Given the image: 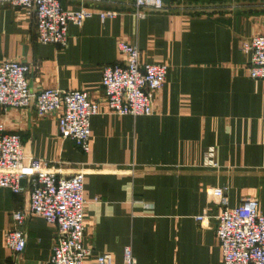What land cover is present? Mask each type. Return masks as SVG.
I'll use <instances>...</instances> for the list:
<instances>
[{"label": "crops", "instance_id": "0c3cea01", "mask_svg": "<svg viewBox=\"0 0 264 264\" xmlns=\"http://www.w3.org/2000/svg\"><path fill=\"white\" fill-rule=\"evenodd\" d=\"M163 1L169 13L144 18L134 0L88 5L94 16L82 28L69 26L64 48L40 44L27 11L0 7V58L30 66L33 92L81 90L100 105L88 153L60 137L57 113L0 108V123L21 136L27 155L54 162L61 176L84 173L85 243L95 255L123 264L130 246L137 264H223L211 191L227 188L230 208L255 198L264 215V81L249 78L252 54L242 49L264 35V0ZM104 11L118 15L102 22ZM120 42L136 45L144 62L169 66L152 116L108 111L103 68L125 61ZM23 185L19 195L0 189V264H50L59 229L40 216L24 226L22 255L6 246L12 214L29 206L30 186Z\"/></svg>", "mask_w": 264, "mask_h": 264}, {"label": "built area", "instance_id": "2783aa9c", "mask_svg": "<svg viewBox=\"0 0 264 264\" xmlns=\"http://www.w3.org/2000/svg\"><path fill=\"white\" fill-rule=\"evenodd\" d=\"M77 2V10L65 9L62 2ZM102 0H0V7L11 6L33 15L37 22V40L42 45L67 47L69 26L82 28L94 16L88 5ZM134 13L144 18L148 13H169L163 0H134ZM115 11L99 12L102 22L115 18ZM119 52L125 61L103 68L102 87L106 105L117 116H152L154 94L167 79L169 66L143 61L136 45L120 42ZM242 49L252 54L247 68L252 80L264 81V35L244 42ZM30 66L0 58V108H34L44 117L59 114L60 137L73 141L84 153L91 150V120L100 114V105L86 91L46 89L33 92L29 85ZM210 155H212L210 153ZM54 162L27 155L19 134L7 132L0 123V189L19 195L30 186L29 206L12 214L13 228L5 235L9 250L20 256L27 247L24 226L30 216H40L56 225L59 236L52 248L50 264H114L111 254L95 255L86 245L84 173L61 176ZM211 165L217 167L212 160ZM227 188L211 191L212 202L220 207L216 236L223 264H264V215L255 198H246L236 208L228 206ZM205 214L198 222H205ZM123 264H137L130 246L125 247Z\"/></svg>", "mask_w": 264, "mask_h": 264}]
</instances>
